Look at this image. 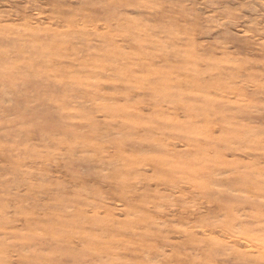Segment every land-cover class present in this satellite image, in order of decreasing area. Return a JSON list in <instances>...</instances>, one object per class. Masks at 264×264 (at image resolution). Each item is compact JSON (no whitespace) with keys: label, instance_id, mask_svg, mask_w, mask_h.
<instances>
[{"label":"rangeland","instance_id":"rangeland-1","mask_svg":"<svg viewBox=\"0 0 264 264\" xmlns=\"http://www.w3.org/2000/svg\"><path fill=\"white\" fill-rule=\"evenodd\" d=\"M0 264H264V0H0Z\"/></svg>","mask_w":264,"mask_h":264},{"label":"bare ground","instance_id":"bare-ground-1","mask_svg":"<svg viewBox=\"0 0 264 264\" xmlns=\"http://www.w3.org/2000/svg\"><path fill=\"white\" fill-rule=\"evenodd\" d=\"M66 19H67V18H66ZM70 21H71V20H70ZM70 23H71V22H70ZM70 23H69V24H70ZM69 26H70V25H69Z\"/></svg>","mask_w":264,"mask_h":264}]
</instances>
